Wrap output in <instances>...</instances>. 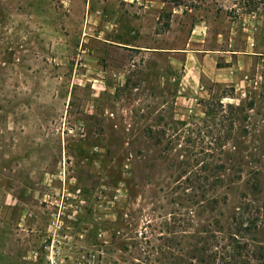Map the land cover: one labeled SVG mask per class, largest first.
Wrapping results in <instances>:
<instances>
[{
  "label": "rangeland",
  "instance_id": "obj_1",
  "mask_svg": "<svg viewBox=\"0 0 264 264\" xmlns=\"http://www.w3.org/2000/svg\"><path fill=\"white\" fill-rule=\"evenodd\" d=\"M65 1L50 0L52 16L32 22L23 19L28 4L0 0L3 263L20 264L22 254L19 232L3 225L48 227L54 213L69 227L57 244L64 264H196L193 251L211 246L202 232L213 220L225 228L241 209L256 211L252 237L261 241L264 57L240 58L237 87L208 84L200 100L184 93L183 56L173 66L158 52L189 49L198 26L206 48L249 53V36L263 53L264 0L120 2L121 42L139 51L101 41L115 40L114 2L101 29L85 31L82 5L79 16L65 17ZM133 32L139 42L126 37ZM221 96L234 99L218 104ZM213 178L221 184L211 189ZM37 259L46 263L44 250Z\"/></svg>",
  "mask_w": 264,
  "mask_h": 264
},
{
  "label": "crops",
  "instance_id": "obj_2",
  "mask_svg": "<svg viewBox=\"0 0 264 264\" xmlns=\"http://www.w3.org/2000/svg\"><path fill=\"white\" fill-rule=\"evenodd\" d=\"M23 4H28V13L27 16L24 17V20L29 21H45L48 20L51 15L50 8V0H18ZM81 2V3H80ZM108 2H114L117 6L113 8V14L108 12ZM127 2V0H67L63 3L61 10L66 13L65 17L69 16H79L78 5L81 6V21L87 19L90 25L87 24L85 26L86 30H93L100 28V23L104 21V17L108 16V13L112 14V26L111 34H113V39L111 42H107L101 40L103 43H108L111 49L119 50H144L141 45H137L134 42H139L142 38L137 32L128 33L126 37L128 39H132L134 44H127L121 42L123 35H119L120 27H119V3ZM132 2V1H131ZM62 4V3H60ZM121 4V3H120ZM61 6V5H60ZM69 7V9H68ZM60 8V7H59ZM26 11V12H27ZM26 15V13H24ZM22 15V16H24ZM64 15V14H63ZM76 19V18H75ZM101 29V28H100ZM102 33V32H101ZM89 34L86 35V38H89ZM208 42L206 39V33L202 31L198 26H195L191 32V36L188 40L187 46L189 49L187 50H177V51H159V54L163 56L165 54H169L171 57L170 60L176 66V58L178 54L183 56V69L181 67V72L183 75L181 76V83H185L184 93L191 92L192 98H198L200 100L208 97V88L207 85H221L231 88H236L240 81V58L241 59H249L250 61L255 58L264 57L263 53H257L254 51L255 40L251 39L249 36L247 37V42L244 44L245 50L247 48H251V52L247 53L246 51H227L224 52L218 48L213 50L206 48L205 44ZM216 44H221L220 40H217ZM243 76V74H242ZM49 222L53 224L50 226H44L42 228L36 227L35 225L28 224L26 220H20L16 224H7L3 225L7 228V226H13L19 232L17 233L18 240L20 241V245L22 247V254L19 260L20 264H34L36 262L38 254L43 253V244L46 239H50V236L53 235L54 240L61 247L68 236L66 235V230L69 229L67 227V223L60 219V216L54 213L50 215ZM65 224V226H64ZM82 225V224H81ZM63 228V229H62ZM65 231V232H64ZM77 231H79L77 229ZM50 232H53L51 235ZM78 234V233H77ZM6 246L0 244V264L3 263V260H9L10 256L6 255L5 251ZM45 253V251H44Z\"/></svg>",
  "mask_w": 264,
  "mask_h": 264
},
{
  "label": "trees",
  "instance_id": "obj_3",
  "mask_svg": "<svg viewBox=\"0 0 264 264\" xmlns=\"http://www.w3.org/2000/svg\"><path fill=\"white\" fill-rule=\"evenodd\" d=\"M161 3H166L168 0H159ZM172 3L175 6H180V0H172ZM234 99L233 97L221 96L219 97L217 103L219 104L222 99ZM199 104H204L209 106L211 102L209 101H200ZM222 107V105H219ZM231 106V105H228ZM253 104H249V111L252 110ZM208 111L205 112V116H210ZM221 168L215 166L214 169ZM221 184L220 179L213 178L209 187L214 189ZM213 204L217 203L216 199H213ZM251 207V206H250ZM251 213L249 209H241L236 214L231 217L229 225L222 227L218 221L213 220L211 230L203 231L202 233L208 236L211 246L209 244L206 248L194 250L192 255L193 260L196 259V264H251V262H261L262 258V246L261 243H264V238L259 241L253 232L258 231L260 225H258L259 220ZM259 213L257 212V215ZM264 226V224H262ZM220 234L222 236H220ZM210 247V249H209ZM209 250V258H205L203 251ZM174 259V258H173ZM219 261V262H217ZM174 264H185L180 259H177V262ZM190 264H193L191 261ZM263 264V263H261Z\"/></svg>",
  "mask_w": 264,
  "mask_h": 264
},
{
  "label": "built area",
  "instance_id": "obj_4",
  "mask_svg": "<svg viewBox=\"0 0 264 264\" xmlns=\"http://www.w3.org/2000/svg\"><path fill=\"white\" fill-rule=\"evenodd\" d=\"M45 251V264H64V259H61V251L57 242L54 239L47 241L43 245Z\"/></svg>",
  "mask_w": 264,
  "mask_h": 264
}]
</instances>
